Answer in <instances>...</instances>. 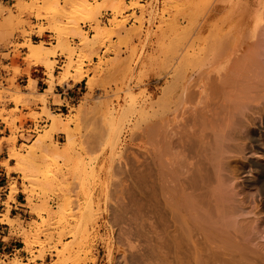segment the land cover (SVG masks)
Masks as SVG:
<instances>
[{"label": "rangeland", "instance_id": "obj_1", "mask_svg": "<svg viewBox=\"0 0 264 264\" xmlns=\"http://www.w3.org/2000/svg\"><path fill=\"white\" fill-rule=\"evenodd\" d=\"M71 1H81V9L78 10L90 9L93 12L92 16L86 18L80 17L76 12L69 14L61 12V15H55L53 18L42 17L49 3L60 2L67 7ZM119 1L121 4L117 5H109V0H34V2L14 0L13 3L4 4L0 1V46L7 49L5 53L0 49V67L7 73L0 81V120L8 131L6 135L0 137V152L4 148L7 155V159L3 161L6 165L3 167L8 175L5 188L8 194L4 202L6 211L1 214L0 223L8 216L11 217L10 202L15 201L18 193L23 196L27 213L30 215L29 219L16 215L8 222L9 235L3 239L7 241L14 237L19 240L21 251L6 264H153L157 259L156 256L153 258L156 252L151 251L153 253L151 255L149 250L155 248L158 249L157 253H160L161 246L159 244H155L159 247L154 246L152 242L160 243L163 247V242L169 238L170 232L176 233L169 207L164 208L169 209L163 211L164 215L161 211L162 218L160 213H157L161 207L158 205L162 202L163 207L167 206L165 203L169 201L167 194L158 192L162 191L164 185L163 180L160 181L163 176L161 171L165 174V170L168 169L165 179H171L169 159H173L179 150L182 155L177 154V157L184 159L185 165L182 171L176 170L179 176L178 185L186 194L191 190L199 206L201 195L198 192L201 188L199 184H196V188L191 187L190 182L203 157L198 155L197 149L196 152L191 150L193 152L190 151L192 153L190 155L186 154L189 150L184 149L185 147L182 151L181 146L184 145L182 139L189 135V132L197 137L203 127L209 132L208 130L217 126L222 117L224 110L216 107L219 105L218 99L221 98L218 95L219 90L215 89L216 83L222 74L225 75L234 66L232 63L238 55L236 50L239 53L243 46H246L247 28L239 20L244 13L246 0ZM36 11L39 15L37 14L38 17L35 18ZM73 13L71 17H77L73 18L74 23L68 21L71 19L68 16ZM56 19L63 20L62 25H65L66 20L69 22L61 34L52 26ZM44 33L48 36L45 37ZM58 40L62 42L58 43ZM29 41L35 45L48 47L54 52V56L51 57L54 62V80L51 86L46 80V68L34 64V60L26 56L29 47L26 48L25 45ZM64 47L71 52L74 50L72 56L61 50ZM10 57L15 61L11 64H1V58ZM69 60L73 67L80 65L82 73L86 75L84 80L80 81L82 83L79 85V95L70 102L65 99L61 101L59 95H54L59 86L71 88L77 84L73 79L59 81ZM32 72L39 73L42 79L34 77ZM19 77H25V80L18 82ZM29 83H34V92L32 89H29L32 92H26ZM186 90H190L192 94ZM186 95L188 97H185ZM50 96H54V103L65 102L67 109L58 111L51 109ZM50 113L56 114L61 122L52 124L49 119ZM26 122H31L33 127L26 126ZM162 124L166 130L168 129L167 132L164 131L165 135L162 134L165 127L159 128L160 125L163 126ZM257 125L258 136L260 140H264V125L261 122ZM152 127L153 132L150 131ZM155 128L160 129V135L156 134L158 131L156 132ZM185 131L187 133L183 135ZM151 133L156 134L157 140L155 134ZM181 134L183 137H180ZM151 135L155 137L152 138ZM155 142L164 144L162 146L164 158L162 157L160 162L166 164L165 168L167 166L165 169L160 163L158 169L154 168L158 185L157 197H160L156 203L149 197L148 181L144 182L147 178H143L152 165V155L157 149L154 146ZM166 142H170V151ZM245 142L247 149L243 158L241 157L242 161L241 158L240 160L231 158L228 162L229 169L227 168L223 175L230 179L231 186L233 185L234 191H237L235 202L240 200L238 204L242 205L244 211L252 209L257 204L255 211L262 210L257 215L249 216L254 220L259 215L264 220V192H260L255 189L256 185H252V180L259 177L257 163L261 162L258 158H261L263 149L257 141ZM40 148L45 153L42 156H39ZM14 150L35 159L36 165L32 167L33 176L46 168L44 164H49L46 165L50 167L46 168L49 170L46 171L48 175L46 174L41 181L43 183L53 181V187L42 190L34 186L30 177L24 178L23 169L29 162L13 158L11 153L15 152ZM200 156L202 158H199ZM10 160H14V166L8 164ZM209 169L211 172V168ZM11 172H18L20 177L18 179L10 177ZM155 172L159 173L157 177ZM168 185L171 187L174 183ZM163 216H166L168 222ZM42 220L46 222L40 226ZM259 221L258 224L255 223V230L257 229L254 230L255 234L245 237L250 249L239 240L229 241L230 245L238 248L246 247V250H243L244 255L251 259L247 264H263L260 258L264 260V221ZM153 222L156 228L155 226L150 228ZM161 222L165 224L162 225ZM202 227L204 226L201 225ZM154 228L158 230L160 237L156 236L158 235L156 231L153 235L150 234ZM202 230L204 231L203 228L200 232L195 230L196 233L193 234L196 235H192L196 245L195 242L191 244L192 240L190 242L184 238L183 242L186 241L184 245L178 249L174 248L176 251L173 247V251L170 249L172 252L171 254L169 251L168 256V261L171 259L169 263L172 261L170 264H180V260L183 261L181 264L227 263L225 261L230 258L224 259L222 257L225 255L221 254L219 257V252L214 253V257L208 250L207 244L217 243V236L210 237L206 234L209 241L205 242V231ZM39 231V239H36L34 235ZM153 236L156 240H161L157 242ZM186 243H190L189 248L186 247ZM197 244L199 249L201 247L199 253ZM195 250L197 253H194ZM162 251L164 252H161V255L157 253L156 255L164 256L165 258L159 257L164 262L167 256L164 248ZM189 251L190 253H187ZM177 252L179 254L175 256L174 253ZM256 253L260 255L256 256L258 259L255 257ZM196 257L198 260L201 257L202 261L196 260V263ZM159 259L156 260V264H167ZM230 261L228 264H236L234 260Z\"/></svg>", "mask_w": 264, "mask_h": 264}, {"label": "bare ground", "instance_id": "obj_2", "mask_svg": "<svg viewBox=\"0 0 264 264\" xmlns=\"http://www.w3.org/2000/svg\"><path fill=\"white\" fill-rule=\"evenodd\" d=\"M34 2V0H33ZM31 2V3H33ZM110 4L109 5H117V4H121V1L119 0H109ZM20 2H18V6H20L19 4ZM81 1H78V2H69L68 3V6H64L63 4H61L60 2H53V3H49L46 7H45V14L43 12V15L42 16L43 18L44 17H54L55 15H58V14H62L61 12H67L69 14V12H76L77 14L80 15V17H86V18H90L93 14V12L90 10V9H85L83 8L82 10H78V9H81L80 5H81ZM24 4V3H23ZM242 4V2H241ZM30 5V4H29ZM34 5V4H33ZM37 5V4H36ZM26 7L28 6L25 5ZM39 6V5H38ZM38 6H35V7H38ZM17 7V6H16ZM34 7V8H35ZM23 8V7H22ZM24 9V8H23ZM32 10V9H31ZM238 10V9H237ZM20 11V10H18ZM35 11V10H34ZM80 11V12H78ZM241 11V10H240ZM39 12V11H38ZM244 13H242L240 16V21L242 24H244L247 28V33H246V39H247V42H246V46H243L242 43L241 45L243 46V49H241L238 53V50H236L237 52V56L232 59L235 60L234 63H232V68L230 69V71L228 73H226L225 75L222 74V76H220L218 78V82L216 83V90H219L220 94L219 97H221L219 101V105H217L216 107L220 108V110H224L222 113V117H220V121L216 124L217 126L215 128H209L210 130H208L209 132H207L204 127L201 128L202 130L199 131V134L197 137H194L193 135L195 134H192L191 132H189L190 134L189 135H186L187 131H185L183 135H186L184 137L181 136L180 137H183L182 141L184 143V145H182V151L183 150V147H185L184 149H188L189 152H187L186 154H189L193 151L191 150H194L196 152L195 149H197V153L198 155L200 154L201 156L199 158H202L199 162V165L197 166V170L196 172L193 173L192 175V179H191V182H190V185L191 187L193 188H196V184H199L200 188H201V191L198 192V194L201 195V198L199 199V206H197V201H195V195L193 194V192L190 190V192L188 194H186L185 192L181 191L180 190V186L178 185L179 182H178V174H176V170H180L182 171L184 169V165H185V161L184 159H181V157H177V154L178 156H181V152H177L176 154V158L173 156V159H169L170 160V168H169V172H170V175L172 173V177L171 179L168 180L165 179V175H166V168H165V165H163L160 161L162 160V157L164 158V154L162 153L163 152V149H162V146L165 144V142H163L164 144L161 145V142L159 143L160 146H158L159 144H157L160 140H158V142L154 145L155 146V154L152 155L153 158H152V165L148 168V171L146 172L147 174L145 175V177L143 178H147L144 182L148 181V186L147 188H149V192L150 193V199H152L151 201L152 202H158V198L160 197H157V187L158 185H156V182H157V179L155 178V175H154V171L155 169L154 168H157L160 166L159 164L161 163L163 166V168H165V174L161 171V173L163 174V176H161V173L156 169L157 172L160 173V176H161V180H163L162 182H164V185H162V191H158V192H162V194H167L168 195V200L165 204L167 206H162L161 203L158 205L160 207V209L162 210H158V213H160V218H162V215H164L165 213V210L164 208H168L170 209L171 211V215L170 217H173L174 219H170L171 221L174 220V222L172 223H175V227H174V233L175 234H172L173 231H171L170 233L171 234H167L169 236V238L166 239L165 242H163V247L160 243H154V246H157L155 244H159V246H161V251L159 250L160 253H157V250L154 251L153 250H149V252L151 253V255H153L152 252H156L158 255L160 254L161 255V252H164L162 251V248H164L165 250V255L167 256V259L166 261L164 259V262H166L167 264H170L169 260L168 261V256L170 255L169 253L171 251H173V249L175 248H180V246H182L183 243H185L187 241H190L192 240V235H194L193 233H196L195 230L198 232H200V229H204V235H205V242L209 241L207 235H209L210 237H213V236H217L218 238V242L215 243V242H211L210 244L214 243L213 246H211L210 244H207L209 246L208 250H210V254L214 255V253H217L219 252L218 256L221 254V256H223L222 258L226 259V257L229 259L228 261L230 260H234L237 263H240L241 261L244 262L245 264L248 263V260L250 262L251 259H249L250 257L244 255L245 251L243 252V250H246V247L250 244L247 243V241H245V237L250 235V234H253L254 233V230H255V223L260 222L259 220L264 221L260 216H256V219H252L249 214H254V215H257L258 213H260V210L259 212L255 209L257 208L256 205H254V207H252V209L250 210H245L244 211V208L242 207V205H239L238 202H235V197L237 196V191H234V187L231 186L230 184V179L228 177H224V171H227L229 169V160L231 158H239L238 160H240V158L242 156H244V153H245V150L247 149L246 148V144L247 140H249V142H258V145H260V147L263 149V154L261 156V158H258V159H261V162L257 163V167L259 168H256L259 170V177L256 179V180H252V185H256L255 189H258L260 192H264V140H260L259 136H258V133H257V129L256 127H258L257 123L258 122H261L263 125H264V0H251V1H248L246 0L245 1V7H244ZM36 13V16L34 15V17H38L39 13H37V11L35 12ZM34 13V14H35ZM71 14L69 15L68 17H70L71 19H68L69 22H73V18H77V17H71L72 15ZM38 14V15H37ZM82 14V16H81ZM41 15V14H40ZM237 15V14H236ZM76 16V15H75ZM48 17V18H49ZM65 17V16H64ZM79 17V18H80ZM234 17V16H233ZM41 18V17H40ZM85 18V19H86ZM45 19V18H44ZM65 19V18H64ZM67 19V18H66ZM81 19V18H80ZM54 21V19H53ZM52 21V22H53ZM61 21L63 20H55L54 24H52L53 28H55V31L58 30L59 34L63 33L62 32V29H66L64 28L66 26V24L69 22L66 20V22L64 23L65 25H62ZM231 22V21H230ZM50 26V25H49ZM48 26V27H49ZM51 26V27H52ZM44 28V27H43ZM46 28V26H45ZM49 29V28H48ZM245 29V28H244ZM54 30V29H53ZM242 30H243V27H242ZM42 31H44L42 29ZM41 31V32H42ZM64 31V30H63ZM79 31V30H78ZM61 32V33H60ZM40 34V33H39ZM60 36V35H59ZM245 36V35H243ZM61 38V37H60ZM245 39V40H246ZM225 40V39H224ZM60 40H58V43H61L62 40L59 42ZM227 42V41H226ZM208 44V43H207ZM213 44V43H212ZM211 44V45H212ZM234 44V43H233ZM25 45V44H24ZM23 45V46H24ZM214 45V44H213ZM212 45V46H213ZM26 48L27 46L29 47V53L26 55L28 56V58H30L31 60L33 59L34 60V64L36 65H41V66H44L47 70V72L45 73L46 75V80L47 82L49 83V85L51 86L52 83H53V80H54V75H53V65H54V62L53 60H51V57L54 56V52L52 50H49L48 47H44L42 46L41 44H32L30 41L27 43V45H25ZM209 46V45H208ZM215 46V45H214ZM213 46V47H214ZM228 47V46H227ZM241 48L238 47V49ZM215 49V48H214ZM217 49V48H216ZM62 51H65V52H68L70 55L72 54V51L69 49H67L66 47L62 48L61 49ZM207 51V50H206ZM221 51V50H220ZM213 52H216V51H213ZM74 53V52H73ZM212 53V51H211ZM220 53V52H219ZM223 53V51L221 52ZM235 53H232V55H234ZM206 55V54H205ZM205 55H204V58H205ZM216 55V54H215ZM25 56V57H26ZM72 56V55H71ZM220 56V55H219ZM203 57V56H202ZM207 57V56H206ZM214 57V56H213ZM27 58V59H28ZM69 58V57H68ZM201 58V57H200ZM28 59V60H30ZM71 59V57H70ZM206 59H209V58H206ZM214 59V58H213ZM232 59L230 60V62L232 61ZM202 60V59H201ZM200 60V61H201ZM229 60V59H228ZM73 61V60H72ZM199 61V62H200ZM203 61V60H202ZM219 61V60H218ZM229 62V61H228ZM219 67V66H218ZM227 67H228V64H227ZM223 68V67H222ZM225 69V68H224ZM75 72H73V71ZM215 70V69H214ZM221 70V69H219ZM218 71V70H217ZM213 72V71H212ZM215 72V71H214ZM222 72V71H221ZM221 72L220 75H221ZM76 73V74H75ZM217 73V72H216ZM218 73V74H219ZM75 74V76H74ZM211 74V73H210ZM201 75V74H200ZM205 75V74H204ZM85 74L82 73L81 71V66L80 65H77L75 67H73L72 65V62L69 60L68 64H66L65 68H64V71H63V75L61 78V80L59 79L60 82H66V81H69V79H73L75 83H78L80 81H83L84 78H85ZM199 76V75H198ZM207 77V76H206ZM218 77V76H217ZM177 79V76L175 77ZM208 78V77H207ZM212 78V77H211ZM215 78V77H214ZM175 79V80H176ZM200 79V78H199ZM205 79V78H204ZM213 79V78H212ZM172 80V79H171ZM181 80V79H179ZM32 81V80H31ZM34 81V80H33ZM198 81V80H197ZM196 81V82H197ZM207 81V80H206ZM214 82V81H212ZM32 83V82H31ZM193 83V82H192ZM211 83V82H210ZM209 83V84H210ZM30 84V83H29ZM27 85V88H26V92H34L33 89L34 88V83L33 84H30V85ZM172 84V83H171ZM208 84V83H207ZM208 84V85H209ZM172 86V85H171ZM200 87V86H199ZM206 87H209V86H206ZM185 88V87H184ZM187 88V87H186ZM29 89H32V91H29ZM168 89V88H167ZM181 89V88H180ZM202 89V87H201ZM208 89V88H206ZM211 89V88H210ZM213 89V87H212ZM162 90H164L162 88ZM174 91V90H173ZM187 92H189L190 90H186ZM185 91V92H186ZM213 91V90H212ZM211 91V92H212ZM165 92V91H164ZM186 92V94H187ZM36 93V92H35ZM163 93V91H162ZM179 93V92H178ZM184 93V92H183ZM191 93V91H190ZM209 93V92H208ZM207 93V94H208ZM218 93V91L216 92ZM192 94V93H191ZM177 95V94H176ZM184 95V94H183ZM212 95V94H211ZM190 96V95H189ZM182 97V96H181ZM185 97H188L187 95ZM214 97V96H212ZM160 98V97H159ZM174 98V97H173ZM214 99V98H212ZM208 100V99H207ZM206 100V101H207ZM179 101V100H178ZM181 101V99H180ZM182 102V101H181ZM204 102V101H203ZM202 102V103H203ZM215 103V101H212ZM172 103V102H171ZM201 103V102H200ZM206 103V102H205ZM208 103V102H207ZM210 103V102H209ZM213 103V104H214ZM212 104V103H211ZM164 105V104H163ZM204 105V104H203ZM202 107V106H201ZM199 108V107H198ZM215 108V107H214ZM203 109V108H202ZM206 109V108H205ZM166 110V109H165ZM157 111V110H156ZM201 112V111H200ZM220 112V111H219ZM158 113V112H157ZM218 113V112H217ZM154 114V113H152ZM161 114V113H160ZM198 114V113H197ZM207 114V112L205 113ZM221 114V113H220ZM219 115V114H218ZM194 116V115H193ZM211 116V115H210ZM196 117V116H195ZM212 117V116H211ZM218 117V116H217ZM176 118V117H175ZM199 118V116H198ZM204 118V117H203ZM49 119L51 120V123L52 124H58L60 123V118H58V116H56V114L54 113H50L49 114ZM142 120V119H141ZM140 120V121H141ZM145 120V118H144ZM143 120V121H144ZM213 120V118H212ZM147 121V119H146ZM145 121V122H146ZM216 121V120H215ZM144 122V123H145ZM196 122V121H195ZM201 122V121H200ZM140 123V122H139ZM156 123V122H155ZM153 123V125L155 124ZM164 123V122H163ZM205 123V122H204ZM157 124V123H156ZM200 124V123H199ZM202 124V123H201ZM136 125H137V122H136ZM163 125V124H162ZM203 125V124H202ZM159 125H157V128H158ZM149 127V126H148ZM155 127V126H153ZM152 127V128H153ZM165 126L163 125L159 128H164ZM150 128V131L153 132L154 128L152 129ZM155 128V130L157 129ZM195 128V127H194ZM203 129L205 130V133L203 131ZM160 130V129H159ZM159 130H156V132L158 131V133H156L157 135H160L159 134ZM259 130V128H258ZM162 134H164L165 132L164 131H168V129L166 130V127L165 129L162 130ZM190 131V130H189ZM198 131V130H197ZM261 131V130H260ZM149 132V131H148ZM147 132V134H148ZM209 134H207V133ZM155 133H151V134H155ZM194 133V132H193ZM260 133V132H259ZM68 134V133H67ZM136 134V133H135ZM150 134V133H149ZM155 134V136H156ZM167 134V133H166ZM264 134V133H263ZM140 135V134H139ZM165 135V134H164ZM169 136L171 134H168ZM260 135V134H259ZM71 135H69L70 137ZM152 136V135H151ZM154 136V137H155ZM193 136V137H192ZM261 136V135H260ZM68 137V138H69ZM152 136V138H154ZM165 137H168V136H165ZM179 137V138H180ZM149 138V137H148ZM157 136L155 137V140ZM160 138V136L158 137ZM166 139V138H165ZM168 139V138H167ZM166 139V140H167ZM206 139V140H205ZM263 139V138H262ZM164 140V139H163ZM170 140V139H169ZM180 140V139H179ZM186 144H185V142ZM54 143V142H53ZM179 144V142H176ZM182 143V144H183ZM56 144V143H55ZM154 144V142L152 143ZM170 142H166V146L168 148V150L170 151L171 150V147L169 146ZM180 144H181V140H180ZM252 144V143H251ZM51 146V144H50ZM158 146V147H156ZM179 146V145H177ZM197 146V147H196ZM252 146V145H251ZM54 147V145H53ZM160 148V150H159ZM162 149V150H161ZM41 150V148H40ZM71 150V149H70ZM199 150V151H198ZM15 151V150H14ZM186 151V150H185ZM191 151V152H190ZM68 152V150H67ZM173 153V152H171ZM176 153V152H175ZM12 157L13 158H16L18 160H20L21 162H23V160H28L26 163H28L27 167L25 169H23V173H24V178L26 179H29V177L31 178L30 181L35 184L34 186L39 189H42V190H48L50 188L53 187V181H48V182H45L43 183L41 180L44 179L48 174L46 173L47 169L48 168L46 165H49V164H44V166L46 167L43 171L40 170V172L36 175V176H33V172H32V167L34 166L35 164V159L33 158H28L26 156H24V153H21V152H18V151H15V152H12ZM10 154V155H11ZM44 151L41 150V152L39 153V156L41 155H44ZM68 154V153H67ZM181 154V155H179ZM185 155V152L183 153ZM192 154V153H191ZM71 155V154H70ZM134 155V154H133ZM175 155V154H174ZM183 155V156H184ZM189 155H186V156H189ZM197 155V154H196ZM66 156V155H65ZM138 156V155H137ZM143 156V155H142ZM182 156V157H183ZM185 156V157H186ZM32 157V156H31ZM64 157V156H63ZM68 157V156H67ZM168 157V156H167ZM184 157V158H185ZM258 157V156H257ZM150 158V157H149ZM172 158V157H171ZM187 158V157H186ZM243 158V157H242ZM242 158H241V161H242ZM168 159V158H167ZM138 161V160H137ZM231 161V160H230ZM240 161V163H241ZM169 162V161H168ZM238 162V161H237ZM49 163V162H48ZM148 163V162H147ZM236 163V162H235ZM239 163V164H240ZM2 165H6L5 163L1 162ZM38 164V163H37ZM144 164V162H143ZM238 164V165H239ZM36 165V164H35ZM57 165V164H56ZM241 165V164H240ZM130 166V165H129ZM136 166V165H135ZM50 168V167H49ZM48 168V169H49ZM58 168V167H56ZM144 168V167H143ZM211 168V172H210V169ZM228 168V169H227ZM162 169V168H161ZM231 169V168H230ZM255 169V170H256ZM34 170V168H33ZM57 170V169H56ZM134 170V169H133ZM146 171V169H144ZM141 171V170H140ZM49 172V170L47 171ZM168 172V174H169ZM258 172V171H257ZM51 173V172H50ZM134 173V172H133ZM142 173V172H141ZM158 173V174H159ZM237 173V172H236ZM47 174V175H46ZM58 174V173H57ZM138 174V173H137ZM145 174V172H144ZM156 174V172H155ZM158 174H156V177L158 176ZM235 174V173H234ZM53 175V174H52ZM169 175V176H170ZM32 176V177H31ZM167 176V175H166ZM232 177V175H230ZM229 176V177H230ZM56 177V176H55ZM230 177V178H231ZM160 178V177H159ZM57 179V178H56ZM50 180V179H49ZM51 180H52V177H51ZM142 180V179H140ZM139 180V181H140ZM29 181V182H30ZM58 182V180H57ZM43 183V184H42ZM56 183V182H55ZM126 183V182H125ZM142 183V182H141ZM147 183V182H146ZM145 183V186L147 185ZM169 183H174L173 186H169L168 184ZM58 184V183H57ZM37 185V186H36ZM60 185V184H59ZM58 187V186H57ZM146 188V189H147ZM182 188V186H181ZM34 189V188H33ZM32 189V190H33ZM183 189V188H182ZM31 190V191H32ZM49 192V191H48ZM183 192V193H182ZM239 192V191H238ZM40 193H41V190H40ZM51 193V192H50ZM40 195V194H39ZM162 195V196H163ZM244 196V195H243ZM164 198V197H163ZM162 198V199H163ZM244 198V197H243ZM167 199V198H166ZM30 200V199H29ZM165 201V200H164ZM150 202V203H152ZM153 203V205L156 206V204ZM164 204V205H165ZM151 205V204H150ZM151 205V206H153ZM243 208V209H242ZM264 208V207H263ZM166 210V211H169ZM157 211V210H156ZM155 211V212H156ZM160 211V212H159ZM163 212V214L161 215V213ZM154 212V211H153ZM166 213H169V212H166ZM154 214V213H153ZM169 214V215H170ZM168 216V215H167ZM263 216V215H262ZM7 217V216H6ZM167 220L168 222V219L166 218V216H163V219ZM169 218V217H168ZM13 218L9 217L7 219H5L2 223H5V224H8V222L12 221ZM158 219H159V215H158ZM161 221V219H159ZM166 220H164L166 222ZM45 220H42V223L40 224V226L42 225H45ZM165 222L163 224H165ZM154 223V222H153ZM18 224V223H17ZM162 224V222H161ZM162 224V225H163ZM197 224L200 226H197ZM151 225V224H150ZM153 226H151L150 228H153L156 224H152ZM201 225L204 226L201 228ZM174 226V225H173ZM156 228V226H155ZM152 229L150 234L153 235L154 234V231H156L158 233V230L156 229ZM158 228V227H157ZM122 229V228H121ZM173 230V229H172ZM257 230V229H256ZM255 230V231H256ZM29 231V230H28ZM153 231V232H152ZM194 231V232H193ZM43 232V231H42ZM155 232V233H156ZM160 232V231H159ZM163 231L161 230V233ZM24 233V232H23ZM28 233V232H27ZM36 233V232H35ZM39 232H37L34 236L36 239H39ZM51 233V232H50ZM156 233V234H157ZM32 234V233H31ZM155 234V235H156ZM164 234V232H163ZM207 234V235H206ZM255 234V233H254ZM21 235V234H20ZM24 235V234H23ZM154 235V236H155ZM160 234L158 233V235H156L157 237H160L159 236ZM196 235V234H195ZM194 235V236H195ZM22 236V235H21ZM44 236V235H43ZM50 236V235H49ZM153 236V237H154ZM155 236V237H156ZM193 236V237H194ZM131 237V236H130ZM152 237V238H153ZM154 237V238H155ZM24 238V237H23ZM49 238V237H48ZM185 238V242H183V239ZM27 239V238H26ZM29 239V238H28ZM59 239V238H58ZM159 239V238H157ZM128 240V239H127ZM130 240V239H129ZM154 240V239H152ZM156 240V238H155ZM154 240V241H155ZM161 239L159 240H156L157 242H159ZM163 240V239H162ZM197 240V238L195 239ZM233 240H239L242 242L245 243V249H241L238 248L237 246L235 245H230L229 241H233ZM250 240V239H249ZM26 241V240H25ZM136 241V240H135ZM191 242V241H190ZM193 241L191 242V244H193ZM199 242V241H198ZM27 243V241H26ZM29 243V242H28ZM152 244V245H153ZM189 244L190 243H186L185 245H187L186 247L189 248ZM184 245V244H183ZM195 245H196V242H195ZM133 246V245H132ZM135 246V245H134ZM157 246V247H159ZM201 246V245H200ZM203 246V245H202ZM259 248H260V244L258 245ZM28 247V246H27ZM131 247V246H130ZM151 249H152V246H150ZM156 247V248H157ZM173 247V249H172ZM196 247V246H195ZM197 247H198V244H197ZM196 247V248H197ZM205 247V246H204ZM193 248V247H192ZM243 248V247H242ZM252 248V247H251ZM170 249H172L170 251ZM174 249V250H175ZM199 249V247H198ZM197 249V250H198ZM248 249V248H247ZM250 249V247H249ZM248 249V250H249ZM136 250V249H135ZM189 250H192V249H189ZM194 250V248H193ZM201 250V247L200 249L198 250V253L199 251ZM207 250V249H206ZM26 251V250H25ZM152 251V252H151ZM170 251V252H169ZM176 251V250H175ZM187 251V250H186ZM205 252V251H203ZM143 253V252H142ZM141 253V254H142ZM148 253V255L150 254ZM156 253L154 254L153 258L156 256L157 259H159L158 255H156ZM187 253H190L187 252ZM194 253H197V251L195 250ZM202 253V252H201ZM200 253V254H201ZM247 253V252H246ZM249 253V251H248ZM254 253V252H253ZM252 253V254H253ZM147 254V253H146ZM172 254V252H171ZM175 254H179L178 252L177 253H174ZM216 254V255H217ZM150 255V256H151ZM164 255V254H163ZM197 257H198V254H196ZM204 255V253H203ZM202 255V257H203ZM210 255V256H211ZM250 255V254H249ZM259 255L256 253L255 257ZM149 256V257H150ZM176 256V255H175ZM179 256V255H178ZM182 256V255H181ZM192 256V255H190ZM201 256V255H199ZM207 256V255H206ZM252 256V255H251ZM260 256V255H259ZM164 256L160 257V258H163ZM195 257V256H194ZM197 257L195 258V261L198 260ZM215 257V255H214ZM220 257V256H219ZM254 257V256H253ZM141 258V257H140ZM165 258V257H164ZM170 258V257H169ZM179 258V257H178ZM200 259L198 260L200 262L201 260V257H199ZM206 258V257H205ZM204 258V259H205ZM217 258V257H216ZM146 259V258H145ZM150 259V258H149ZM155 259V258H154ZM153 259V260H154ZM155 259V261H153V264L155 262H157ZM189 259V258H188ZM219 259V258H218ZM256 259H258L256 257ZM264 264V260L262 258H260ZM160 260V259H159ZM186 260V259H184ZM191 260V259H190ZM220 260V259H219ZM152 261V259H151ZM161 261V260H160ZM202 261V260H201ZM223 261V260H222ZM228 261H225L227 262L226 264H228L229 262ZM234 261H232L234 263ZM253 261V260H252ZM159 262V261H158ZM163 262V261H161ZM163 262V263H164ZM181 262L183 263V261L180 260V264ZM185 262V261H184ZM189 262V261H187ZM192 262V261H190ZM205 262V261H204ZM224 262V263H225ZM231 262V261H230ZM241 262V264H242ZM255 262V261H253ZM179 263V261H178ZM195 263V262H194ZM197 263V261H196ZM202 262H200L201 264ZM243 263V264H244ZM256 263V262H255ZM149 264V263H147ZM156 264V263H155ZM158 264V263H157ZM187 264V263H186ZM231 264V263H230ZM235 264V263H234Z\"/></svg>", "mask_w": 264, "mask_h": 264}, {"label": "crops", "instance_id": "obj_3", "mask_svg": "<svg viewBox=\"0 0 264 264\" xmlns=\"http://www.w3.org/2000/svg\"><path fill=\"white\" fill-rule=\"evenodd\" d=\"M1 1V0H0ZM3 4L5 3H13L14 0H7V1H1ZM45 37L48 36L47 33H44ZM46 39V38H45ZM1 52H6L7 49L3 48L0 46ZM15 59H13L12 57H10L9 59H2L1 58V64H11L12 62H14ZM31 70H33V68H31ZM33 76L38 78L39 80L42 79V76L39 73H34L32 72ZM7 73L5 72V70H3L0 67V81H2V78L6 77ZM25 77H19L17 79L18 82L20 81H24ZM38 80V82H39ZM41 82V81H40ZM80 83L75 84L74 86H72L71 88H67L65 86H59L56 88V91L54 93V95H59L60 100H66V101H71L73 99H75V97H77L76 95H79V88H80ZM25 83H23L24 85ZM54 96H50L49 97V106L51 109L58 111V110H62V109H67L65 102H62V104L59 103H54L53 102ZM26 126H31L33 127V124L31 122H26ZM7 128L5 127V125L3 124V122L0 120V137H3L4 135L7 134ZM5 159H7V155L6 152L4 150V148H2V151L0 152V216L1 214L5 213L6 211V206L4 205V202L6 201V196H7V192L5 191L6 185L8 183V175L6 173L5 168L3 167V165L1 164V162H3ZM10 166H14V160H10L8 163ZM10 177L12 178H19L20 174L17 172H11L10 173ZM19 182V181H18ZM1 189H3V191H1ZM27 208L25 207V201L23 200V196L18 193L15 197V201H11L10 202V216L14 217L16 215H20L21 217H24L26 219H29L30 215L27 213ZM9 226L8 224H4V225H0V237L4 238L7 237L9 235ZM17 239H15L14 237L10 238L7 242L4 243V245L9 244L12 241H15Z\"/></svg>", "mask_w": 264, "mask_h": 264}, {"label": "built area", "instance_id": "obj_4", "mask_svg": "<svg viewBox=\"0 0 264 264\" xmlns=\"http://www.w3.org/2000/svg\"><path fill=\"white\" fill-rule=\"evenodd\" d=\"M1 1H7V0H1ZM4 224L5 223H0V225H4ZM7 241L0 237V264H6L10 258L19 254V252L21 251L19 240H15L7 245H4V243Z\"/></svg>", "mask_w": 264, "mask_h": 264}]
</instances>
